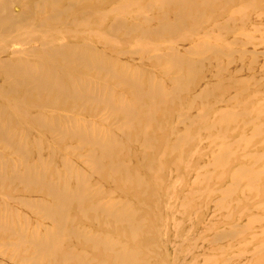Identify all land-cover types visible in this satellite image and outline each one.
I'll use <instances>...</instances> for the list:
<instances>
[{
  "label": "bare ground",
  "instance_id": "obj_1",
  "mask_svg": "<svg viewBox=\"0 0 264 264\" xmlns=\"http://www.w3.org/2000/svg\"><path fill=\"white\" fill-rule=\"evenodd\" d=\"M246 8L249 31L225 46L200 38L246 26ZM262 25L264 10L252 0H0V97H13L0 99V264H162L163 248L176 241L177 253H194L249 230L209 236L208 226H178L174 218L168 239L153 221L164 194L183 208L194 189L205 194L223 176L230 182L219 204L242 179L264 195L254 174L223 173L231 145L245 150L248 136L219 143L264 112L233 110L258 100L249 89L264 79L238 74L264 69V42H253ZM107 36L137 43L109 55L105 47L120 43ZM227 83L244 88L231 94ZM196 143L206 160L177 196L175 180L192 174L196 156L167 159ZM257 157L264 152L244 156ZM261 251L236 259L245 264Z\"/></svg>",
  "mask_w": 264,
  "mask_h": 264
},
{
  "label": "rangeland",
  "instance_id": "obj_2",
  "mask_svg": "<svg viewBox=\"0 0 264 264\" xmlns=\"http://www.w3.org/2000/svg\"><path fill=\"white\" fill-rule=\"evenodd\" d=\"M257 7L260 9L264 10V0H252ZM113 5H116V3H113ZM137 9V8H136ZM247 9V10H246ZM245 9V17L244 19L247 18L246 21H242L243 23L247 22L246 26H243L241 24L236 25L237 27L241 28H236L231 31L227 32H221L219 36L216 38H213L212 36H205V35H200V38L211 42V43H217L221 45H226L232 37L241 34L243 32L249 31L247 28L249 26V19L248 16L253 15V10L250 8ZM124 19L127 21H131V17L127 14H124L122 16ZM237 19V18H236ZM207 25V23H205ZM264 26V25H262ZM234 27V26H233ZM261 27V26H260ZM264 31V28H263ZM253 42L261 44L264 42V33H256L253 35ZM116 37L109 38V36L106 37V40L108 42H113V40ZM120 44H118L117 48L115 49H107L105 47V53L109 55H116L117 50H124V49H129L133 47L134 44L137 42H134L132 44H129L130 40H127L123 38L122 36H119L116 38ZM90 42L92 40L88 39ZM191 40V39H190ZM155 41V40H151ZM168 42V41H167ZM167 42H160V44H166ZM189 42V41H188ZM159 44V43H158ZM181 45H188V44H183L180 43ZM175 46V44L171 45ZM177 46V45H176ZM246 47H240L239 48H247ZM104 49V48H103ZM250 49H252L250 47ZM264 59L260 58L259 62H262ZM153 68V65H150ZM255 71L249 72L246 70H243V72L238 74V77L240 78H247L249 77H255L257 79H264V69H258L255 67ZM82 75V74H80ZM83 76H88V77H93L91 74H83ZM224 89H227L231 94L232 93H237L238 91L243 90L244 87L241 86H236L232 85L231 83H227L224 86ZM249 91L251 93H258V100L254 101L251 105L250 103L246 107H237L234 106L233 110H250V115H254V112L252 108H257V106H264V81L261 84H254ZM247 96V95H246ZM13 97L11 96H1L0 99L7 100V99H12ZM257 104V105H256ZM260 124H264V112L261 114V116L257 119L254 120L253 124H248L246 125L242 131L237 132V134H227L225 137L220 140L221 142L226 145L231 144L235 139L239 138L241 135H247L248 137L243 139L244 147L246 148L241 149L235 146L230 147V152L233 153V159L230 161L228 165H226L225 169L223 170L224 175L227 173L229 174L230 172H233L235 169H243L247 173L254 174L255 177L258 179V181L262 182L264 186V157L261 158H251V159H246L244 158L245 155L250 156L252 154H261L264 152V128L261 127V134L259 135H254L253 132L255 130L256 126H260ZM244 125V123L242 124ZM190 134L192 136L200 137L201 135L197 133L196 129L193 128L190 130ZM199 139V140H200ZM218 143V145H219ZM51 144L54 146L55 143ZM210 145H214L213 142L210 143ZM1 147V146H0ZM184 156L188 157L189 156H196L194 160V165L192 167V174H183L181 175L178 179L175 181H179L177 185H179V196L180 194L184 193L186 191V184L185 181L189 180L193 177L194 171L199 168L201 165L204 164V159L207 157L206 154L203 152H200L198 149V144H191L188 148L185 149V153L183 154L182 157L175 156L173 159H167V161H181V158ZM179 157V158H178ZM261 159V160H260ZM206 160V159H205ZM184 161V160H183ZM185 162V161H184ZM184 165H181V168ZM189 177V178H188ZM230 182V178L228 177H222L219 178L216 181L213 182H208L207 187L208 190L206 193H201L199 189H194L193 192H195L194 199L190 204H187L186 206H183L181 201L176 197L175 199L169 200L170 194H164L160 198L161 204H162V209L161 212L159 213V219L156 221H153L156 223V226H161L162 230V236L164 238H170L171 235L174 234L173 230V220L174 218L177 219L179 222L178 226H200V225H205L208 226L209 230V236L212 235L213 233H221L223 231L228 230L229 228L235 226H246L247 228H250L249 230L245 231L242 233V235L236 236L234 238H227V239H216L213 241H209L208 243L204 244L203 250H196L194 253L191 251H188L186 253H177V242L173 244V248L168 246L164 247L163 249V256L160 257V262L162 264H191L192 259H196L195 264H203L202 263V258L204 257H210V259L207 260V264H241V260L236 259L240 252H254L256 251L260 246L264 245V195L261 194L263 193V189L261 190L260 188L254 187L252 180L250 182L248 180L242 179L236 186L233 191L231 199H225L222 203H218L220 199L225 197V193H220V189L224 188L228 183ZM262 186V185H261ZM260 186V187H261ZM111 190H115L113 186H108ZM258 187V183H257ZM260 189V190H259ZM157 190V189H154ZM188 190V189H187ZM212 190H218L215 194H212ZM258 190V191H257ZM190 191V190H189ZM161 190L159 189V194H161ZM200 194V195H199ZM138 196H140L138 194ZM174 198V196L172 195ZM200 198V199H199ZM171 205L174 206V208L179 211L183 210L182 215H176L175 210L170 209L166 203H170ZM222 204V205H221ZM24 214L28 215L31 219L34 218L32 213L27 210L23 209L21 210ZM174 213H173V212ZM179 214V213H177ZM194 217V221H193ZM192 218V221L190 219ZM181 222V223H180ZM100 226V225H97ZM97 226H85L88 227L89 229L94 228L96 229ZM97 229L99 230H104L103 228L98 227ZM207 229V227L205 228ZM92 230V229H91ZM114 232V231H113ZM212 232V233H211ZM204 235V234H203ZM166 240V239H165ZM164 243V242H163ZM176 252V253H175ZM26 257V255H24ZM235 258V261L232 260ZM245 264H262L264 262V251L258 252L256 256H254L251 260H244ZM18 262V261H14ZM115 264V263H113Z\"/></svg>",
  "mask_w": 264,
  "mask_h": 264
}]
</instances>
